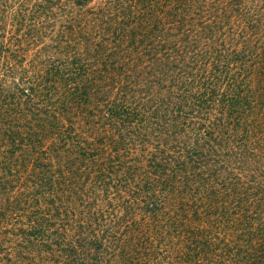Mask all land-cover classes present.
Returning a JSON list of instances; mask_svg holds the SVG:
<instances>
[{"label":"trees","instance_id":"obj_1","mask_svg":"<svg viewBox=\"0 0 264 264\" xmlns=\"http://www.w3.org/2000/svg\"><path fill=\"white\" fill-rule=\"evenodd\" d=\"M0 264H264V0H0Z\"/></svg>","mask_w":264,"mask_h":264}]
</instances>
